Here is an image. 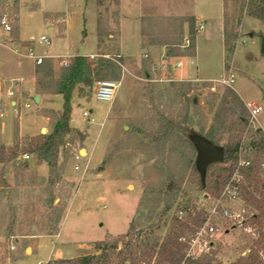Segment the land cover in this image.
Returning <instances> with one entry per match:
<instances>
[{"label":"rangeland","instance_id":"374dc122","mask_svg":"<svg viewBox=\"0 0 264 264\" xmlns=\"http://www.w3.org/2000/svg\"><path fill=\"white\" fill-rule=\"evenodd\" d=\"M38 1L18 0L17 36L20 11L38 10ZM95 2L100 45L97 51L96 48L80 50V54L94 52L86 57L93 85L80 84L75 88L71 131L65 136L56 158V163L61 165L51 171L49 178L37 180L33 171L25 167L29 161L18 158L23 153L32 154L29 150L34 140L51 134L62 112H44L51 118L48 133L44 130L37 137H24L15 145L0 147V161L4 159L7 165L13 163L19 177L24 178L22 183L30 187L26 188V196L13 194L4 199L0 195V264H47L59 260L46 261V252L54 245L61 249V241L85 244L86 255H97L100 252L96 246L100 242L124 236L131 226L135 231L126 242H131L127 250L136 253L132 259H138L140 264H154L158 252L154 250L155 245L166 240L170 232L181 230L179 211H183L181 221L191 225L194 218L197 223L202 218L206 221V215L215 207L212 187L218 179L226 177L233 162L212 163L201 172L198 150L193 147L199 138H205L214 124L223 98L235 96L241 100L238 91L247 101L257 99L264 108V0H226L229 27L225 52L221 39L201 41L198 77L192 74L181 77L176 71V78L184 79L173 83L149 82V64L143 56L149 53L160 63L161 45L165 44L167 54L170 50L178 52L179 57L186 58L187 65L196 55L199 32L195 22L189 20L188 30L183 33V20L164 18L166 12L158 13L157 18L142 20L143 49L126 57L113 45L119 34L118 0H106L102 5ZM158 2L162 9L173 0ZM22 25L30 26V22L23 19ZM193 30L196 32L194 48L187 56H182L181 46L186 37L192 39ZM35 35L51 39V31L44 28ZM49 48L45 45L39 50L46 52ZM151 48L156 51L151 53ZM70 59L45 60L40 68L35 67L43 91L55 92L54 84L64 73L59 65L54 70L51 64H62L66 60L73 64L75 57ZM230 71L237 76L233 88L220 85L218 93L207 89L210 81ZM196 79L201 80L200 83H195ZM105 80L120 84L112 102L94 98L97 84ZM244 104L248 110L249 104ZM87 110L93 111L90 119L84 116ZM258 120L264 124V112ZM169 121L181 126L170 137L160 133ZM254 137L249 123L232 120L222 128L217 139L222 147L236 143L247 147L241 158L250 159L257 166L264 162V151L251 145ZM79 153L81 172L74 167V158ZM67 164L72 167L65 168ZM257 176L258 180H263L264 171L258 170ZM225 205L233 216L241 214L244 220L223 217L219 206L218 216L213 219L218 231L208 240L218 261L233 264L249 254L253 241L264 232L259 225L247 224L251 214L262 213L255 202L245 201L244 197ZM191 236L186 232L185 237ZM119 248L124 245L120 244Z\"/></svg>","mask_w":264,"mask_h":264},{"label":"crops","instance_id":"0c3cea01","mask_svg":"<svg viewBox=\"0 0 264 264\" xmlns=\"http://www.w3.org/2000/svg\"><path fill=\"white\" fill-rule=\"evenodd\" d=\"M119 1V34L116 35L118 39L113 41V45L117 47V50L123 56L129 57L132 53L142 51V20L157 18L158 13L163 12H166L164 18L175 17L183 20V33L188 30L189 20L195 22L197 27L203 26V30L199 32L196 39V55L193 59L190 58L191 62H188L187 65L184 62V67L178 70L179 76L184 77L192 74L198 77L197 59L201 41L210 42L214 38L221 39L225 52V0H173L170 6L164 5L162 9L158 0ZM38 2V10L22 9L20 11L19 31L16 41L0 45V147L7 148L15 145L18 140L24 137H37L44 130L48 133L51 118L44 112L53 110L57 114L63 112V96L55 92L43 91L40 88L35 67L40 68L41 66H37L34 60L28 57V54L33 52L35 56L51 62L64 57L71 60L70 58L77 56L88 57L92 55L94 52L80 54V50L86 51L92 50V48L95 50L96 48L97 51L100 45L98 34L99 13L95 0H39ZM22 18L27 19L30 26H23ZM43 28L51 31V39L43 35L50 40L49 44L41 42L43 36L39 38L35 35L37 31L41 32ZM45 45L50 46L48 51L39 50V47ZM161 48V56L168 55L165 49L166 45H161ZM153 49L155 48H151V53L156 51ZM59 53H63L61 54L63 56H60ZM69 60L62 61L67 63V66H64L63 63L51 64V66L54 67V70L57 69L55 68L57 65L61 70L66 69L72 65ZM202 80L206 81L205 79ZM9 91L14 92V97L8 95ZM237 94L246 104L258 103L261 105L257 99L247 101L238 91ZM36 97H39V102L35 101ZM74 101L75 91L72 100V114L73 107L76 105ZM40 112L43 113L38 114ZM258 124L261 133L264 134L263 122L258 120ZM74 160V167L76 168L78 161L76 158ZM28 161L25 167L27 170L33 171L32 173H34L37 180L49 178L52 170L46 162L39 160L36 153H32ZM57 165H61V163ZM87 165L86 167H89L90 164ZM69 166L72 167V165ZM69 166L67 164L65 168L68 169ZM78 171L81 172L82 169ZM23 179L17 174L13 163L7 165L0 161V195L4 199H8L13 194L15 197L27 195L26 188L30 187L22 183ZM24 188L25 190H23ZM62 232L63 229L59 235L60 239L63 236ZM61 245L63 246L61 249L54 245L53 249L46 252V261L65 257L72 259L86 255L85 244L61 241ZM73 251L77 253L74 255ZM60 253L61 256H57Z\"/></svg>","mask_w":264,"mask_h":264},{"label":"trees","instance_id":"16d2710c","mask_svg":"<svg viewBox=\"0 0 264 264\" xmlns=\"http://www.w3.org/2000/svg\"><path fill=\"white\" fill-rule=\"evenodd\" d=\"M106 0H97L99 5H102ZM226 2V0H225ZM118 4L119 0H118ZM228 21L225 15V42H227ZM193 42L195 41L196 32L193 30L191 33ZM227 47V46H226ZM194 48V45H193ZM169 56H178L179 53L170 50ZM91 66L88 63L86 57L77 56L74 59L73 64L64 69L59 81L55 82V93L62 95L64 99L63 112L60 120L55 125L53 131L49 135H40L36 138L32 144L31 153H36L41 162H46L51 170H55L57 167L56 158L59 153L60 147L64 144V138L70 133V121L72 115V100L73 93L77 85L86 84L88 86L93 85L90 76ZM230 93V90H229ZM236 120L239 124H247L249 121V112L245 104L239 98L233 96H227L221 101L219 110L216 114L214 124L206 133L205 138L215 146H220V142L217 137L222 133V128L226 126L230 121ZM175 129H181L180 125L174 124L169 121L160 133L165 136H172ZM186 132V130H184ZM261 131H258L251 142L254 147H261V151H264V136L260 135ZM196 150V147H193ZM247 149V147H245ZM240 143L234 145H225V162L232 161V166L228 170V174L224 179H218L212 187V192L215 198H218L223 190L224 185L232 176L235 166L239 161V156L245 149ZM18 158V157H16ZM5 163V160H1ZM259 165H252L242 170L245 176V184L241 188V196L245 201L256 203L258 210L262 214H251L247 218V224L252 226H258L261 230L264 229V179L258 180ZM203 215H201L202 217ZM199 216V218H201ZM198 218V219H199ZM197 218H194V220ZM192 220L193 225L186 221H178L179 231L170 232L168 238L161 244H156L154 250L158 249L155 256L154 264H222L215 258V255L206 256L198 260L186 257L187 244L182 241L186 232H190L192 235L200 228L205 222V218H202L200 222ZM195 227V228H193ZM134 227L131 226L127 234L124 236L115 238L113 241L100 242L96 249L100 252L97 255H87L78 259H59L48 262L47 264H140L138 259H132L135 256L134 250H127V246L131 245V242H126L133 234ZM123 244L124 248H119V245ZM233 264H264V232L259 233L258 240L253 241L249 248V254L241 256Z\"/></svg>","mask_w":264,"mask_h":264},{"label":"built area","instance_id":"2783aa9c","mask_svg":"<svg viewBox=\"0 0 264 264\" xmlns=\"http://www.w3.org/2000/svg\"><path fill=\"white\" fill-rule=\"evenodd\" d=\"M17 3L18 0H0V45H4L7 43H13L17 38V24H18V11H17ZM203 30V26L198 27V32ZM34 41V40H33ZM41 42L45 44H49L50 40L43 36L41 38ZM193 49V40L190 37H186L184 39V43L181 46V50L183 52L182 56H187L188 52ZM28 57L34 60V63L37 66H40L44 62V58L37 57L33 52L28 54ZM145 62L149 64L150 76L151 78L148 80L152 83H173L177 81H183L184 78H176L175 72L181 70L184 67V60L186 58L179 56H169L164 55L161 58L160 63L155 62L152 59V56L149 53L144 54L143 56ZM94 58V56H91ZM64 66H67V63H63ZM160 64L162 65L160 67ZM164 64V65H163ZM195 83H200L201 80L196 79ZM237 76L233 71L223 75L221 78L216 79L214 81H210V86L207 89L211 93H218V87L225 86L229 88H233L236 84ZM120 88V84L117 81L113 80H105L101 81L97 84V89L94 93V98L97 101L101 102H112L116 97V94ZM8 95L10 97H14V92L9 91ZM264 108L262 105L258 103H252L248 105L249 112V128L252 132L257 136V132L260 131V127L258 124V118L263 113ZM93 111L87 110L84 113L85 118L90 119ZM93 121V120H91ZM31 157L29 153H23L20 155L18 159H22L24 161H28ZM81 159L82 156H76V160L78 161L76 165V170H81ZM252 165V161L250 159H242L241 154L239 156V161L235 166V170L230 177V179L226 182L223 187V190L218 198L215 199V207L213 210L206 215L205 224H203L200 228L196 230V232L190 237L182 238V241L187 244L186 257L192 258L194 260L201 259L206 256L213 255V246L212 242L208 240V237H213L218 229L213 222V219L218 216L219 206L223 209L222 216L223 217H231L232 219H243L241 214H236L233 216L230 210L226 207L225 203H236L241 200V188L245 184V176L242 172L244 168H248ZM260 170L264 171V162L259 166ZM245 204L244 201H242ZM179 214L182 216L183 211H179ZM179 218L182 220V217ZM12 250L15 249L14 246L11 247ZM42 264V263H40Z\"/></svg>","mask_w":264,"mask_h":264},{"label":"water","instance_id":"95a60500","mask_svg":"<svg viewBox=\"0 0 264 264\" xmlns=\"http://www.w3.org/2000/svg\"><path fill=\"white\" fill-rule=\"evenodd\" d=\"M264 52V42H263ZM36 102H39V97L35 98ZM195 147L198 150V165L201 172L205 167L212 163L225 162V149L222 146H215L210 143L206 138H199L195 142Z\"/></svg>","mask_w":264,"mask_h":264}]
</instances>
